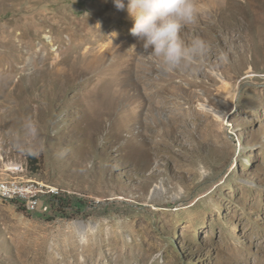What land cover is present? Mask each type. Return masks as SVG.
Returning <instances> with one entry per match:
<instances>
[{"label": "rangeland", "instance_id": "rangeland-1", "mask_svg": "<svg viewBox=\"0 0 264 264\" xmlns=\"http://www.w3.org/2000/svg\"><path fill=\"white\" fill-rule=\"evenodd\" d=\"M194 4L209 53L168 73L113 0H0V180L69 200L0 197V264H264V0Z\"/></svg>", "mask_w": 264, "mask_h": 264}, {"label": "clouds", "instance_id": "clouds-1", "mask_svg": "<svg viewBox=\"0 0 264 264\" xmlns=\"http://www.w3.org/2000/svg\"><path fill=\"white\" fill-rule=\"evenodd\" d=\"M113 4L118 11L127 13L133 21L130 34L164 71H195L197 63L208 55L210 46L206 41L199 37L185 41L181 35L186 26L197 22L194 0H113ZM135 48L133 45L134 51ZM29 138L33 141L30 145L25 142ZM14 147L33 156L42 151L40 130L31 117L24 119Z\"/></svg>", "mask_w": 264, "mask_h": 264}, {"label": "built area", "instance_id": "built-area-1", "mask_svg": "<svg viewBox=\"0 0 264 264\" xmlns=\"http://www.w3.org/2000/svg\"><path fill=\"white\" fill-rule=\"evenodd\" d=\"M0 194L16 202L26 213H48L57 198L68 196L66 193H52L33 183L0 185Z\"/></svg>", "mask_w": 264, "mask_h": 264}, {"label": "bare ground", "instance_id": "bare-ground-1", "mask_svg": "<svg viewBox=\"0 0 264 264\" xmlns=\"http://www.w3.org/2000/svg\"><path fill=\"white\" fill-rule=\"evenodd\" d=\"M227 88H226L227 96H229L230 100H234V98L236 97V92H237L236 88L234 86H231L230 89H227ZM30 183H33V184L38 185V186H41L42 188H45V189L49 190L52 193L56 192V190L53 187H50V186H48V185H46V184H44L42 182L36 181V180H31V179L30 180H19V179H16V178L0 180V185H10V184L27 185V184H30ZM0 197L2 199L11 201L10 198L3 197L1 194H0ZM14 203L18 207H20L16 202H14Z\"/></svg>", "mask_w": 264, "mask_h": 264}, {"label": "trees", "instance_id": "trees-1", "mask_svg": "<svg viewBox=\"0 0 264 264\" xmlns=\"http://www.w3.org/2000/svg\"><path fill=\"white\" fill-rule=\"evenodd\" d=\"M32 159L30 157L28 159V165L26 169L28 168L29 171H33L36 169L34 165L36 163V160L33 161ZM68 202L69 200H67L66 197H59L51 204V208L52 210H55L56 212H58L59 209L65 208L67 206L69 207ZM19 209L23 211L21 207H19Z\"/></svg>", "mask_w": 264, "mask_h": 264}]
</instances>
